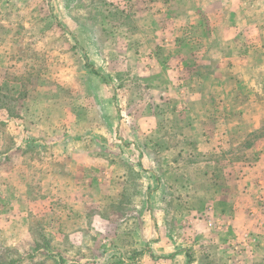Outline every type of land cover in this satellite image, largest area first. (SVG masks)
<instances>
[{"label":"rangeland","instance_id":"1","mask_svg":"<svg viewBox=\"0 0 264 264\" xmlns=\"http://www.w3.org/2000/svg\"><path fill=\"white\" fill-rule=\"evenodd\" d=\"M0 94V264H264V0H0Z\"/></svg>","mask_w":264,"mask_h":264},{"label":"crops","instance_id":"2","mask_svg":"<svg viewBox=\"0 0 264 264\" xmlns=\"http://www.w3.org/2000/svg\"><path fill=\"white\" fill-rule=\"evenodd\" d=\"M229 31H230V37L232 36V37L238 38V37H242L243 35L248 36L249 35L248 32L250 31V29H248V31L247 30H240V29L236 30V28L234 27V28L230 29ZM219 43L220 44L223 43L225 46H228V44H229V45H231L230 46L231 48L233 46L232 45L233 42H230V41H228V42L227 41L226 42L220 41ZM228 59L229 60L225 61V66H227L229 68H232V69H235L237 71H241V72L247 70L248 62L245 61L244 59H242V57L241 58L240 57L239 58L228 57ZM212 64L214 65V67H216V66L219 67V66H223L224 65L222 59L221 60L214 59V60H212ZM199 69H200V67H199ZM217 74H219V73H216L215 75H217ZM214 76L212 78H214ZM209 77L210 76L204 75L203 78H202L203 81L201 82L202 84H200V86L204 85V82L207 79H209ZM200 86L198 85V89H200V91L197 92V95L198 96L200 95V97H201L202 95H205V92H204V89L201 88ZM226 91L227 90L224 89V90H222L220 92L225 97L224 102L227 101L230 97H232L234 95L232 87L229 88V91H227V92ZM208 93H211V95H214V91H212V92L210 91ZM212 99H213V97H212ZM205 101L207 102L208 100H205ZM213 107L214 108H212V109L210 108L209 109L208 105H206V108H208L209 111L208 112H202V113H200V115L198 114V116L196 117L195 123H194V121H192L193 122L192 125H194L196 127V130L201 131L200 136H202V137H200V138L196 137V139L199 140L198 144H199V146H201L200 149H203V151H204L205 147L206 148H210V147L212 148L213 146H217V144H214V141H213L215 136H217V140L220 139L221 142H223L224 139H227L226 133H227L228 129L224 128V125H222V128H221V125L218 124V123L215 124V127L214 126L210 127V126H207L205 124V122L208 120V117H210L212 115V112L215 111V108H217L216 106H214V103H213ZM220 109H221V112H222V117H225V113H224L225 110L224 109H226V106L223 104L222 108H220ZM2 110L5 111V114L10 115V113H11V111L10 110L8 111L7 108H2ZM250 112L251 111L244 109L241 112V115H246V114H249ZM251 114H253V113H251ZM213 117L214 116H211V118H213ZM253 118H254V116H253Z\"/></svg>","mask_w":264,"mask_h":264},{"label":"trees","instance_id":"3","mask_svg":"<svg viewBox=\"0 0 264 264\" xmlns=\"http://www.w3.org/2000/svg\"><path fill=\"white\" fill-rule=\"evenodd\" d=\"M0 95H2L3 96V94H0ZM1 107V106H0ZM7 109H8V111H9V108H8V106H7Z\"/></svg>","mask_w":264,"mask_h":264}]
</instances>
